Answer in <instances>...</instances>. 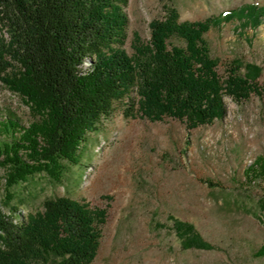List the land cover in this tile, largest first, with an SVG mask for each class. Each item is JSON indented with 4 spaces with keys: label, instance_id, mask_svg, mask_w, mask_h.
<instances>
[{
    "label": "trees",
    "instance_id": "trees-1",
    "mask_svg": "<svg viewBox=\"0 0 264 264\" xmlns=\"http://www.w3.org/2000/svg\"><path fill=\"white\" fill-rule=\"evenodd\" d=\"M128 3L0 0V81L23 97L31 117L23 124L14 112L0 116V168L6 172L0 264L93 263L109 204L53 196L41 210L25 215L12 204L13 189L42 172L64 182L66 162H81L88 135L100 130L117 103L126 118H173L193 130L225 116L226 96L239 102L264 97L260 66L236 57L221 75L205 37L233 20L244 28L262 27L264 5L245 4L190 21L180 19L173 3H164V15L150 21V38L134 32L129 53ZM244 176V188L264 180V154L244 169ZM258 203L264 213V197ZM168 219L183 249L214 248L192 222L174 215ZM151 226L161 229L166 223L153 218ZM256 255L264 256V243Z\"/></svg>",
    "mask_w": 264,
    "mask_h": 264
},
{
    "label": "rangeland",
    "instance_id": "rangeland-1",
    "mask_svg": "<svg viewBox=\"0 0 264 264\" xmlns=\"http://www.w3.org/2000/svg\"><path fill=\"white\" fill-rule=\"evenodd\" d=\"M169 2L178 8L181 20L190 21L245 4L264 5V0H129L125 7L129 53L134 32L148 40L150 21L163 16V4ZM205 37L219 59L221 75L226 64L239 57L259 65V81L264 82V24L244 28L233 20ZM225 103L221 120L193 130L173 118L156 122L126 118L117 103L100 130L88 135L81 162H66L64 182H54L42 172L14 187L12 204L25 215L41 210L43 201L53 196L109 204L92 264H264V256L256 255L264 243V213L258 203L264 197V180L243 187L244 169L264 154V97L253 95L239 102L226 96ZM8 112L17 114L23 124L31 120L23 97L0 81V116ZM5 173L0 168L3 200ZM169 215L192 222L214 248L183 249ZM153 218L166 227L153 228Z\"/></svg>",
    "mask_w": 264,
    "mask_h": 264
}]
</instances>
